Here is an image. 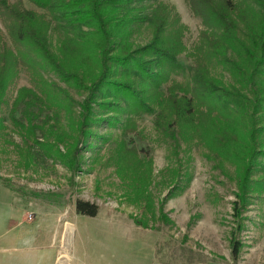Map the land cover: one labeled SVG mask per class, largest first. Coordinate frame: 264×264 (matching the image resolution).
<instances>
[{"label": "trees", "instance_id": "obj_1", "mask_svg": "<svg viewBox=\"0 0 264 264\" xmlns=\"http://www.w3.org/2000/svg\"><path fill=\"white\" fill-rule=\"evenodd\" d=\"M27 1L44 12L25 7L23 0H0L1 24L14 44L11 48L0 28V106L20 65L39 75L48 68L83 93L76 117L67 116L75 136L70 155L60 154L66 162L78 170L79 150L94 136L91 128L101 121L116 125L127 115L115 149L116 172L133 181L132 188L140 187L141 160L124 138L134 130V115L148 112L154 113V128L169 134L174 146L179 137L192 139L235 162L236 212L250 191L264 189V0H185L204 26L189 51L194 65L187 80L173 77L180 70L177 57L186 51L187 26L170 3ZM142 26L150 36L135 43L131 35ZM215 67L228 79L213 76ZM23 101L13 113L20 110L34 122L42 107L31 105L33 99ZM101 112L111 117L101 118ZM74 208L91 217L98 212L94 202L79 198ZM238 249L235 241V256Z\"/></svg>", "mask_w": 264, "mask_h": 264}, {"label": "rangeland", "instance_id": "obj_2", "mask_svg": "<svg viewBox=\"0 0 264 264\" xmlns=\"http://www.w3.org/2000/svg\"><path fill=\"white\" fill-rule=\"evenodd\" d=\"M162 1L174 5L187 26L186 51L177 57L180 70L173 75L176 80H187L194 65L189 51L204 26L185 0ZM23 4L44 12L27 0ZM0 28L14 48L1 20ZM149 36L148 27L142 26L131 39L145 43ZM40 72L20 65L0 106V223L23 228V232L36 229L43 237L54 234L56 249L65 248L60 260L68 255L66 245L72 243L76 225L133 222L136 232L154 243L159 261L264 264V189L250 191L236 212L235 162L192 139L179 137V146H174L169 134L154 128V113L140 112L132 118L134 130L124 138L141 160L137 168L143 173L140 187L132 188L133 181L116 172L115 149L127 115L119 116L116 125L101 121L91 128L94 136L89 147L80 148L77 170L60 154L70 155L67 148L75 133L67 116L76 117L84 94L48 68ZM223 73L220 67L211 69L213 76L223 75L227 80L228 74ZM23 99H33L31 105L42 107L41 114L34 113V122L20 110L13 113ZM100 117L111 114L101 112ZM78 198L94 202L97 214H78L74 208ZM235 241L239 242L237 256Z\"/></svg>", "mask_w": 264, "mask_h": 264}, {"label": "crops", "instance_id": "obj_3", "mask_svg": "<svg viewBox=\"0 0 264 264\" xmlns=\"http://www.w3.org/2000/svg\"><path fill=\"white\" fill-rule=\"evenodd\" d=\"M74 236L66 245V259L60 260L65 248L56 249L54 234L43 237L36 229L23 232V228L0 223V264H216L209 260L159 261L154 243L136 232L133 222L76 225Z\"/></svg>", "mask_w": 264, "mask_h": 264}]
</instances>
